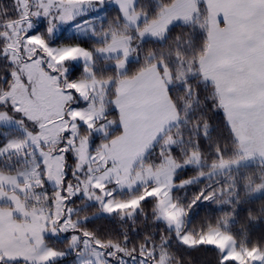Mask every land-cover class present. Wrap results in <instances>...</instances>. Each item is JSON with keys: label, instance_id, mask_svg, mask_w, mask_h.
Masks as SVG:
<instances>
[{"label": "snow or ice", "instance_id": "snow-or-ice-1", "mask_svg": "<svg viewBox=\"0 0 264 264\" xmlns=\"http://www.w3.org/2000/svg\"><path fill=\"white\" fill-rule=\"evenodd\" d=\"M86 4L88 8L99 4L97 9L106 10L103 0H11L15 16L9 17L7 11L0 12V33H3L0 34V63L7 60L9 67L18 68L14 60L9 58L10 52L5 46L11 36L12 27L4 21L14 20L17 22L21 26L17 28L18 33L24 24H28L27 28L22 29L23 37L19 48L15 50L21 55H26L29 46H31V55H28L23 62L25 64L35 63L41 68L47 65L52 69L49 73L50 78L55 80L60 78L57 74L62 70V76L68 82V90L64 94L79 92L83 95L82 89L85 86L69 78L80 71L81 66L78 61L81 56L89 57L91 53L84 51L79 45L63 44V41L68 38L64 36L67 29L61 26L67 25L79 31L83 25L87 24L86 20H81L77 24L73 23L78 16L86 12ZM132 8H135V0H132ZM93 14L98 15V12ZM136 24L138 27L139 20L136 21ZM165 24L167 26H161L159 33H166L175 27L170 19L166 20ZM92 31H95L94 27ZM45 32L47 36L44 35ZM138 35L143 43L146 34L141 32ZM152 35L156 36L158 33L153 31ZM163 38L161 36V39ZM131 39V37L128 39L126 46L123 43L120 45L123 48L124 61L121 66L117 67L118 71L126 70V66L130 62L129 57L131 51L134 50L131 46ZM189 43L191 42L189 41ZM116 50L119 51V48ZM99 54L104 55L105 53L101 51ZM147 59L151 61L154 56H149ZM153 67L158 72L161 65L156 64ZM201 69L203 71V63H201ZM204 75L207 78L208 73L205 72ZM17 82L22 83L17 70H13L11 73L5 72L0 78V84L8 85L7 88L2 89L3 95H0V123L22 126L25 120H29L38 126L41 132L37 133L35 127L31 131L22 127L21 131L26 137L24 140L7 139L8 132H0V156L6 155L10 151L22 152L29 144L39 148L47 140V137L42 135L46 125L40 122L41 117L30 113L27 101L15 94ZM110 83L111 81H109ZM163 87L165 91L168 90V85H163ZM188 95H191L190 89ZM116 106L123 114L124 109L120 100L116 101ZM220 107L224 108L226 114L228 113V107L223 98L220 99ZM59 119L64 121L66 127L56 141L58 150L53 151L51 155L53 159L60 158L64 161L62 170H57L55 175L49 172L46 157L41 152L38 157L37 170L34 173L35 184L38 187H44L49 181L55 182L58 189L55 193L58 211L53 214L45 212L43 209L37 210L31 218L29 229L8 243L0 241V264H57V261L70 255L73 257L72 264H113V262L125 264L126 260H130L132 264H168L170 259L168 249L173 246L174 242L175 245L183 246L184 249L190 251L213 250L216 254V264H264V246L254 243L249 248L246 242H237L235 237L226 231L231 224L229 219L218 221L215 225L211 223L206 226L202 225L199 230L189 227L199 212L218 197L212 184L199 190L198 194L187 203L173 195L176 191L187 190L189 185L197 182V180L177 182L180 169L187 168V164L172 168L163 181L159 175L151 174L145 177L137 173L132 180L127 176H122L123 162L115 156L110 159L101 156L102 163L97 161L95 156H91V162L97 163V168L92 169L86 164H78L69 172L67 161L73 159L79 128L87 127L89 129L88 145L90 148L98 137L106 135L102 128L108 129L111 124L104 123L102 128H94L95 121L92 123L83 119H80L79 122L72 121L66 119L62 114ZM172 150L174 149L169 146V151ZM261 155L264 156V151L261 152ZM222 156L223 152H218V158ZM40 164L45 165L43 172L40 169ZM224 167L230 168L231 165L222 161L221 169ZM124 170L127 171V169ZM212 175L215 173L209 174L210 177ZM204 178L201 176L198 179L203 180ZM72 180H75L76 183L73 184ZM109 184L114 187L109 188ZM138 184L142 186L141 190L139 193H134L133 190ZM234 184L235 181H233ZM125 189L128 190V197H118L117 193L123 192ZM259 190L264 191V186ZM77 200L84 201L85 209L98 204L100 211L108 216L118 214L120 219H134L138 213H143L145 205L154 201L152 224L156 228H162L163 233L167 235L162 234L160 242L157 244L155 232L151 235L145 233V238L140 245L132 248L128 247L130 239H136L139 236L138 231H134L131 237L128 233H124L122 240L108 239L102 242L95 233L80 229L81 220L70 222L72 215L82 209H69L67 205L74 204ZM64 211L67 212L66 217L63 214ZM88 219L85 217L83 222H87ZM49 223L52 225L51 229L47 227ZM45 233L52 240H67V248L60 250L48 247Z\"/></svg>", "mask_w": 264, "mask_h": 264}, {"label": "trees", "instance_id": "trees-1", "mask_svg": "<svg viewBox=\"0 0 264 264\" xmlns=\"http://www.w3.org/2000/svg\"><path fill=\"white\" fill-rule=\"evenodd\" d=\"M175 0H136L134 10L143 14L146 19L141 22L140 28L145 24L157 19L160 13ZM0 12L7 11L9 17H14L15 13L11 7V0H0ZM13 21L5 20L4 23L14 24ZM100 30L79 36H65L68 39L63 41L65 45H79L81 48L94 52L99 47L109 43L111 39L120 35L132 36L133 59L127 64L126 71L118 74L113 62L116 59L95 58L92 65L91 76L96 80H112L109 87L108 102L105 104L104 120H111L115 124L107 136L98 137L94 145L97 147L120 134L119 114L114 109L112 100L116 97L115 83L124 78H130L139 72L160 64L159 73L167 72L170 76L168 95L179 117V123L165 133L152 150L147 154L145 161L150 164L154 160L160 162L158 149L165 138H180V145L174 147L168 153L178 162L188 159L191 153L197 152L204 165L199 167L189 166L181 169L178 173L179 181L198 178L202 174L210 171L211 165L222 160H231L240 155L238 143L226 120L218 94L213 84L204 80L200 71V61L205 55L208 47V16L203 2L198 3L196 18L188 23H177L170 31L166 32L161 40L147 39L143 43L136 40L134 29H127L122 20L120 11L116 7H106L103 17L100 19ZM103 35L98 36L99 34ZM3 34V33H0ZM47 36L46 32L44 33ZM98 37H101L100 39ZM107 37V39H106ZM189 41L191 43H189ZM178 44L180 45L178 47ZM7 47V45H5ZM154 56L149 61L147 57ZM81 66V65H80ZM12 67L8 66V61L0 63V78L5 72L11 73ZM94 69V72H93ZM85 78L84 69L81 66L75 76L70 77L72 81L83 80ZM188 78V79H186ZM11 80V77H10ZM7 84H0V92L7 88ZM189 89L191 95L189 96ZM7 131L8 138L17 136V131H10L0 126V132ZM88 130L82 128L81 133ZM223 152V156L218 158V152ZM167 153V154H168ZM28 156L21 153H8L0 156V174L14 177L19 171L28 166ZM73 160V159H72ZM233 181L235 184L233 185ZM212 184L213 190L218 197L199 212V215L189 226L199 230L200 226L208 223L215 225L218 221L231 218L230 233L237 242L244 241L251 248L254 243L264 246V192L258 196L251 197L250 190L263 184L264 186V165L249 164L231 169L222 173L218 177H208L203 180L197 179L196 183L188 186L187 190H180L173 193L183 202L190 201L199 190L206 185ZM251 187V188H250ZM250 188V189H248ZM34 192L41 191V194L30 192H16L28 210L39 209L42 205H52L53 189L48 182L44 187L35 186ZM218 193H222L219 195ZM46 194V195H45ZM47 197V198H46ZM226 200V202H223ZM83 203L82 200H77ZM154 201L145 205L142 214H137L134 219H120L118 214L112 216H97L98 206L94 205L82 207L81 211L73 215L82 221L80 229L95 233L101 241L112 239L122 240L123 234L128 233L131 237L134 231L139 232L136 239H130L129 248L139 246L145 238V233L151 235L156 233L155 242L159 244L162 228H156L152 224ZM89 218L83 222L84 218ZM48 247L63 250L67 248V240H52L45 235ZM170 264H216V254L213 250L207 252L190 251L183 246L175 245L168 249ZM73 257L70 255L57 264H72ZM119 264V262H113ZM125 264H127L125 262Z\"/></svg>", "mask_w": 264, "mask_h": 264}, {"label": "rangeland", "instance_id": "rangeland-1", "mask_svg": "<svg viewBox=\"0 0 264 264\" xmlns=\"http://www.w3.org/2000/svg\"><path fill=\"white\" fill-rule=\"evenodd\" d=\"M103 3L106 7H116L119 9L124 25L127 29H134V36L137 41L141 42L138 33H145V39H155L161 40V36H165L166 33H159L161 26H167L165 24L166 20H171L172 24L177 23H188L193 21L197 16L198 4L196 0H175L170 6L166 7L159 15V17L141 28L139 27L141 22L144 20L145 16L143 14L137 13L132 8V0H103ZM136 4V0H135ZM86 12L77 17L73 22L74 24L79 23L81 20L88 21L87 24L83 25L80 30H76L74 27H68L67 25H62L61 27L66 28L64 32L65 36L70 35H79L84 36L92 32V28H97L99 31L100 19L103 17V11H100L99 4H94L93 7L88 8L86 4ZM94 12H98V15H94ZM35 20V17H33ZM139 20V26L137 27L136 21ZM12 31L11 36L7 42V47L10 52V59L14 60V63L18 65V68L12 69L19 71L20 79L22 83L17 82V87L14 90L15 94L18 97L24 98L27 101V107L30 113L33 115H38L41 117L42 123L46 125V129L42 133L43 136L47 137L46 142L41 145L39 148L35 147L32 144H29L22 150L24 155L28 156L27 161H29L28 166L23 170L19 171L14 177H10L16 184L15 192L25 193L30 192L31 195L41 194V191L34 192L32 190L35 184L34 173L37 170L36 166L39 163V155L41 152L44 153L47 161V169L53 175L56 174L57 170H62V165L64 161L60 158L53 159L52 152L58 150L56 141L59 139L62 130L66 127L63 120L59 119V116L62 114L66 119L79 122L80 119L88 123H93V127H101L104 123H110L111 127L108 129H103L108 133L114 129L115 124L111 120H104L105 114V104L108 102V92L109 87L113 83L112 80L100 81L96 80L91 76L92 65L95 61V58L101 59H116L113 62V65L117 67L121 66L124 61L123 48L120 47L121 43L125 46L127 45L128 39L131 35H120L116 36L106 45L99 47L94 52L83 49L84 51L91 53L89 57L81 56L78 61L84 69L85 78L83 80H78L76 82L84 85L82 89L83 95L79 92L69 93L65 95L64 93L68 90V82L62 76L61 73H58L59 79L55 80L50 78L49 73L52 71L51 68H48L47 65L44 67H39L35 63L25 64L23 61L27 58L28 55H31V46H29L28 52L26 55H21V53L16 52L15 50L19 48L20 41L23 37V28H27L28 24H24L19 33L17 28L21 27L14 22L11 25ZM155 31L158 35L153 36L152 32ZM47 34V33H46ZM99 34L98 36L103 35ZM99 39L101 37H98ZM132 46V39H131ZM119 48V51L116 49ZM103 51L105 54L100 55L99 53ZM43 55V53H41ZM133 59L132 54L129 57L131 61ZM87 61V62H86ZM127 68V66H126ZM11 71V72H12ZM124 71H118V74L124 73ZM153 76L157 77V82L151 88L147 86L145 81L149 79L148 77ZM12 79V78H11ZM109 81L111 83L109 84ZM170 84V76L167 72L158 74L157 70L154 67L147 69V71H142L130 78L120 79L115 83V92L116 97L112 100L114 109L119 114V126L121 127L120 134L111 138L109 141L97 145L92 144L89 148L88 140L90 139L89 129L87 133L82 134V128H79L76 140V148L73 153V160H68L67 165L69 166V172L71 169H74L78 164H86L89 168H97V163L91 162L90 157L95 156L97 161H100V157L103 156L105 159H110L113 156L119 158L123 164L121 168V175L127 176L130 180L134 179L137 173L147 177L150 174L153 176L159 175L161 180L166 179V174L175 167L183 166L187 164L189 166L199 167L204 165L200 155L197 152L191 153L183 162H178L175 160L171 154H169V146L172 148L178 147L180 145V138L170 137L165 138L163 143H161L160 148L158 149V154L160 156V162L156 160L148 164L145 161L147 154L152 150V148L157 144V142L165 136V133L171 129L173 125V113L171 110L175 111L174 104L169 98L168 91H165L163 85ZM63 90V91H61ZM33 93H35L33 95ZM0 95H3V91L0 92ZM120 100L123 106V114L120 109L116 106V101ZM71 109V111H69ZM177 113V112H176ZM178 115V114H177ZM227 120V118H226ZM179 121V117L178 120ZM228 122V120H227ZM229 124V123H228ZM177 125V122L175 126ZM0 126L7 128L10 131H17L18 135L11 136L8 139H19L24 140L25 134L21 131V128H25L28 131H31L34 127L36 132L40 133L41 130L38 126L34 125L32 121L25 120L24 125L18 126L17 124H2ZM230 126V125H229ZM174 127V126H173ZM231 128V127H230ZM75 131V130H73ZM233 133V131H232ZM234 135V134H233ZM104 136V137H105ZM236 141L239 139L238 135H234ZM237 137V138H236ZM238 143V141H237ZM242 146V143L240 142ZM243 147V146H242ZM163 150V151H162ZM238 150L239 143H238ZM261 150H257L259 152ZM8 153H17L10 151ZM7 153V154H8ZM21 153V152H19ZM168 153V154H167ZM222 161H226L231 167H224L221 169ZM211 165L210 171L206 174H202L199 177L203 176L205 178L210 177V173H215L211 177H218L222 173L227 172L231 169H236L240 166H245L249 164H262L259 162H251L252 160L244 157L242 151L238 157H235L231 160H222ZM102 163V161H100ZM45 165L40 164V169L43 172ZM124 169H127L125 171ZM184 169V168H181ZM180 169V170H181ZM99 175V173H96ZM83 175V173H81ZM197 178V179H198ZM192 178L189 180H197ZM73 184L76 183L75 180L71 181ZM49 186L53 189V201L52 205H42L39 209L32 210L33 214L37 210L43 209L45 212H52L55 214L58 209L56 207L55 193L58 191L57 186L54 181L48 182ZM31 185V186H29ZM263 184H260L250 190L251 197L258 196L264 191L259 190ZM114 187V185L109 184V188ZM141 185L133 190L134 193H139L141 190ZM251 188V187H250ZM248 188V189H250ZM221 195V193H218ZM129 195L128 190L125 189L123 192H118L117 196L121 198H127ZM47 198V197H46ZM223 202H226L224 200ZM97 216H108L106 213L100 211L99 205ZM69 209L71 208H82L84 207V202L79 203L75 202L74 204L67 205ZM65 217L67 212L63 213ZM78 218L71 217V223H74ZM231 222L233 221L229 218ZM51 229L52 225L49 223L47 225ZM230 231V227L226 230ZM47 235V233H46ZM127 264H132L130 260H126ZM170 264V259L168 261Z\"/></svg>", "mask_w": 264, "mask_h": 264}, {"label": "crops", "instance_id": "crops-1", "mask_svg": "<svg viewBox=\"0 0 264 264\" xmlns=\"http://www.w3.org/2000/svg\"><path fill=\"white\" fill-rule=\"evenodd\" d=\"M200 1L205 5L209 28L201 75L214 85L219 101L224 99L228 113L222 109L233 134L239 137L240 152L251 162L264 164V0L196 3ZM148 78L145 83L151 88L157 77ZM171 111L173 127L178 115ZM16 187L10 177L0 174V241L5 243L29 229L33 217L16 194Z\"/></svg>", "mask_w": 264, "mask_h": 264}]
</instances>
